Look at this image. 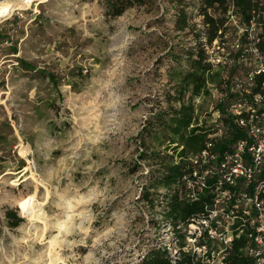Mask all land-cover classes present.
Masks as SVG:
<instances>
[{
    "label": "rangeland",
    "instance_id": "374dc122",
    "mask_svg": "<svg viewBox=\"0 0 264 264\" xmlns=\"http://www.w3.org/2000/svg\"><path fill=\"white\" fill-rule=\"evenodd\" d=\"M174 2L151 0L110 19L103 0H48L0 22V264L56 257L57 264H137L150 250L173 256L177 236L186 243L187 227L175 233L163 221L164 192L152 208L140 199L153 175L139 158L141 143L162 151L140 132L167 108L169 70L186 68L184 57L177 64L172 55L194 45L193 32L174 28ZM183 2L201 30L203 0ZM237 27L227 25L228 44ZM113 69L119 71L105 89ZM208 88L192 100L202 125L216 109L214 86ZM94 110L103 115L94 118ZM32 195L44 214L37 220L16 207ZM7 210L23 220L16 229L7 226Z\"/></svg>",
    "mask_w": 264,
    "mask_h": 264
},
{
    "label": "built area",
    "instance_id": "2783aa9c",
    "mask_svg": "<svg viewBox=\"0 0 264 264\" xmlns=\"http://www.w3.org/2000/svg\"><path fill=\"white\" fill-rule=\"evenodd\" d=\"M227 26L238 23L236 36L228 44L225 36L207 44L200 37L213 69L223 74L217 96V110L207 122L214 130L205 149L190 163L194 182L184 179L190 199L208 192L213 196L203 214L187 228L186 243L178 249L174 243L172 259L178 251L205 264H224L235 241L243 239L242 255L249 264H264V50H261V27L253 20L243 24L230 8L226 13ZM220 34V32H219ZM222 118L232 120L244 135L229 153L214 152L217 141L226 134ZM195 168L200 172L197 174ZM214 178L212 186L207 181ZM180 228H177V230ZM184 237V236H183Z\"/></svg>",
    "mask_w": 264,
    "mask_h": 264
},
{
    "label": "trees",
    "instance_id": "16d2710c",
    "mask_svg": "<svg viewBox=\"0 0 264 264\" xmlns=\"http://www.w3.org/2000/svg\"><path fill=\"white\" fill-rule=\"evenodd\" d=\"M151 0H103V8L106 17L116 19L126 11L134 7H142ZM166 1V0H164ZM174 11L176 18L174 28L179 33L193 32L194 45L180 50L178 56L171 58L172 62L180 63L182 57L185 59V67L180 70H169V77L174 82L173 95L165 97L166 109H160L151 116L140 132V137L158 142L157 147L162 151L154 150L141 143L139 158L152 167L148 174L149 182L142 189L140 199L148 207L152 208L157 202L158 192H164L162 196L165 210L162 212L164 223L179 233V229L186 228L191 222L196 221L204 212V208L212 202L213 196L208 192L197 195L196 199L188 196L186 181L194 182L192 177L193 166L190 159L198 156L209 141L214 130L206 124H199L195 117V109L192 104L194 98L209 95V86L220 91L223 76L220 70H215L207 62V56L200 37H205L207 44L216 39H222L227 31V18H214L208 14V10L220 12L226 15L232 8L240 22L249 24L254 21L261 27V42L259 47L264 50V0H203L199 17H201V30H196V24H190V19L185 12L186 5L183 0H175ZM220 32V34H219ZM16 52L13 50V54ZM23 68L29 69L25 64ZM51 85H55L54 77L46 75ZM72 87V86H71ZM73 88V87H72ZM187 97V102L184 98ZM177 104V107L173 106ZM219 105L216 106L217 110ZM223 125L227 128L225 136L217 141L214 152L222 155L229 153L232 146L244 135L227 118H222ZM215 179L207 181L208 186L214 184ZM7 226L16 229L23 222L16 211L5 212ZM184 245V237L177 236L178 249ZM245 247V241H235L232 249L225 259L224 264H249L250 262L242 255L241 250ZM137 264H205L190 255L178 251V259H172L165 248L150 250Z\"/></svg>",
    "mask_w": 264,
    "mask_h": 264
},
{
    "label": "bare ground",
    "instance_id": "6f19581e",
    "mask_svg": "<svg viewBox=\"0 0 264 264\" xmlns=\"http://www.w3.org/2000/svg\"><path fill=\"white\" fill-rule=\"evenodd\" d=\"M48 0H5L0 2V22L6 18H10L14 12H25L30 10L33 6L38 7L39 5L46 3ZM37 12V9L35 10ZM35 196L26 197L17 202V209L20 211L22 216H28L30 220H37L43 217L44 214L40 212L39 206L34 205ZM59 226V225H58ZM60 227V226H59ZM55 245L50 242V246ZM60 262L59 258H50L49 264H57Z\"/></svg>",
    "mask_w": 264,
    "mask_h": 264
},
{
    "label": "clouds",
    "instance_id": "9594fccd",
    "mask_svg": "<svg viewBox=\"0 0 264 264\" xmlns=\"http://www.w3.org/2000/svg\"><path fill=\"white\" fill-rule=\"evenodd\" d=\"M118 71L119 70L113 69L112 71H108L107 72V75H108L109 79L104 82V88L105 89H107V88H109L111 86V81L116 78V74L118 73ZM111 106H112L111 103H108L107 105H105L103 103L101 104V107H104L105 109L109 108ZM95 113H96V115H95L94 118H97V117H100V116L103 115V112H101V111H95ZM93 142L95 143V142H98V141L94 140Z\"/></svg>",
    "mask_w": 264,
    "mask_h": 264
},
{
    "label": "water",
    "instance_id": "95a60500",
    "mask_svg": "<svg viewBox=\"0 0 264 264\" xmlns=\"http://www.w3.org/2000/svg\"><path fill=\"white\" fill-rule=\"evenodd\" d=\"M1 1H5V0H0V2H1Z\"/></svg>",
    "mask_w": 264,
    "mask_h": 264
}]
</instances>
